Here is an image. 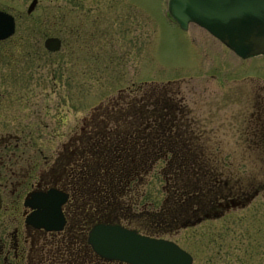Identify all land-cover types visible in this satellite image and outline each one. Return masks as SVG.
<instances>
[{
    "label": "rangeland",
    "instance_id": "1",
    "mask_svg": "<svg viewBox=\"0 0 264 264\" xmlns=\"http://www.w3.org/2000/svg\"><path fill=\"white\" fill-rule=\"evenodd\" d=\"M30 1L0 0V10L15 19L14 33L0 40V104L5 119L19 120L21 164L34 161L36 171L56 173L68 154L67 170L77 171L80 139L113 101L125 103L139 93L131 94L135 87L176 89L199 143L191 150L220 176V195L211 202L239 191L256 194L225 218L184 226L213 204L202 197L197 213H187L192 200L183 204L190 210L169 213L175 202L171 168L163 161L141 186L149 207H135L129 227L158 213L167 224L154 236L177 242L192 264H264V146L249 147L257 138L244 129L264 86V56L240 58L194 23L180 28L167 16L165 0H38L28 14ZM50 36L61 39L58 51L44 47ZM6 219L0 213V223ZM209 231L216 235L212 243Z\"/></svg>",
    "mask_w": 264,
    "mask_h": 264
},
{
    "label": "trees",
    "instance_id": "2",
    "mask_svg": "<svg viewBox=\"0 0 264 264\" xmlns=\"http://www.w3.org/2000/svg\"><path fill=\"white\" fill-rule=\"evenodd\" d=\"M166 87L133 88L131 94L139 92L137 95L132 94L130 100L125 97V103L119 100L120 105L113 101L80 139L78 147L84 151L83 159L77 171L73 165L68 170L64 186L70 192L69 206L79 201L81 235H67L66 240L69 254L74 246L84 245L86 264L95 259L86 242L89 229L97 222L129 225L137 213L133 211L135 207H149L145 199L149 195L141 186L160 162L169 163L171 168L168 175L175 205L169 213L186 211L188 207L183 204L191 200L195 202L193 211L188 208L187 213H197L203 208L202 197L209 199L210 205L212 196L220 195L219 174L203 167L204 155L191 150L199 143L192 133V122L182 116L187 110L183 99L179 91ZM146 220V224L133 228L154 235L167 224L158 213Z\"/></svg>",
    "mask_w": 264,
    "mask_h": 264
},
{
    "label": "water",
    "instance_id": "3",
    "mask_svg": "<svg viewBox=\"0 0 264 264\" xmlns=\"http://www.w3.org/2000/svg\"><path fill=\"white\" fill-rule=\"evenodd\" d=\"M37 2L30 1L28 14ZM165 12L184 30L190 23L204 28L240 58L264 56V0H165ZM14 31V16L0 10V40L7 39ZM61 45L57 36L44 40V47L52 52L58 51ZM67 199L68 193L54 187L29 192L23 202L30 209L25 222L46 231L61 230L65 224L62 205ZM87 241L106 260L128 264L193 263L192 254L175 241L147 235L120 223L94 224L88 231Z\"/></svg>",
    "mask_w": 264,
    "mask_h": 264
},
{
    "label": "flooded vegetation",
    "instance_id": "4",
    "mask_svg": "<svg viewBox=\"0 0 264 264\" xmlns=\"http://www.w3.org/2000/svg\"><path fill=\"white\" fill-rule=\"evenodd\" d=\"M255 99L253 105H250L252 111L249 112L250 117H247L248 122L244 126L245 130L252 129L257 138L247 144L249 147L264 146V86L258 88ZM0 108V213L7 216V222L0 223V264H86L83 258L84 245L74 246L69 254L68 240H66L67 235L74 238L75 235H81L79 201L76 205L69 206L70 192L64 186L68 178V154L59 163L61 167L56 173L48 174L51 169L45 168L36 171L34 161H27L28 163L22 165V154H25V149H21L19 120L15 117L5 119L1 104ZM229 180L228 177L225 178L223 184L226 185ZM51 187L68 193V199L62 205L65 224L61 230L57 231H46L25 222V216L30 212V209L23 204L25 196L31 191H46ZM256 191L249 194L246 191H239L238 194L231 193L230 196L222 197L212 203L209 211H205L193 221L186 219L183 225H192L203 218L208 221L225 218L228 210L244 206L245 202L242 199H248V202L252 200ZM22 198L23 207H21ZM113 223L129 227L123 222ZM208 235L212 243L216 235L213 231H209ZM86 242L94 253L92 257L95 258L90 259L87 264H128L101 258L93 251L87 239Z\"/></svg>",
    "mask_w": 264,
    "mask_h": 264
}]
</instances>
